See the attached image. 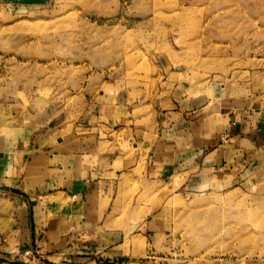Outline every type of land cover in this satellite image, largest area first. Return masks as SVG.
<instances>
[{
	"label": "rangeland",
	"instance_id": "rangeland-1",
	"mask_svg": "<svg viewBox=\"0 0 264 264\" xmlns=\"http://www.w3.org/2000/svg\"><path fill=\"white\" fill-rule=\"evenodd\" d=\"M184 92L212 107L264 109V0H0L6 149L50 127L66 142L97 140L91 153L121 151L124 131L105 120L126 112L141 128ZM143 170L115 175L104 227L118 242L108 254L66 256L73 250L35 239L24 247L22 192L0 184V264H264L263 170L193 189L185 173L150 181Z\"/></svg>",
	"mask_w": 264,
	"mask_h": 264
},
{
	"label": "crops",
	"instance_id": "crops-1",
	"mask_svg": "<svg viewBox=\"0 0 264 264\" xmlns=\"http://www.w3.org/2000/svg\"><path fill=\"white\" fill-rule=\"evenodd\" d=\"M172 103L171 110L154 108L141 128L127 124L126 112L105 120L115 132L124 131L121 151L91 153L97 140L66 142L50 127L15 150L0 145V184L23 193H15L17 242L27 247L39 240L49 252L72 249L66 256L116 252V232L104 227L112 203L107 198L113 192L115 200L119 191L115 175L142 164L150 181L187 174L189 189L214 177L264 171V109L231 102L212 107L185 92ZM131 145L135 151L128 153Z\"/></svg>",
	"mask_w": 264,
	"mask_h": 264
},
{
	"label": "built area",
	"instance_id": "built-area-1",
	"mask_svg": "<svg viewBox=\"0 0 264 264\" xmlns=\"http://www.w3.org/2000/svg\"><path fill=\"white\" fill-rule=\"evenodd\" d=\"M29 252H30V250H27V251H26V253H29Z\"/></svg>",
	"mask_w": 264,
	"mask_h": 264
}]
</instances>
